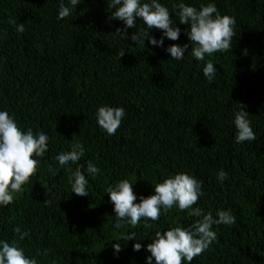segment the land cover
Wrapping results in <instances>:
<instances>
[{
	"label": "trees",
	"instance_id": "1",
	"mask_svg": "<svg viewBox=\"0 0 264 264\" xmlns=\"http://www.w3.org/2000/svg\"><path fill=\"white\" fill-rule=\"evenodd\" d=\"M63 2L71 14L58 19L61 0H0V111L22 131L49 137L36 175L13 203L0 206V240H17L37 264H147L157 230L189 227L200 217L174 206L158 221L116 228L105 189L127 179L139 203L154 194L155 184L187 173L202 183L193 209L214 218L230 209L236 219L232 226L213 225L218 239L190 264H264V0H158L181 29L178 40L164 37L163 47L130 39L147 27L140 19L127 38L117 35L124 23L110 18L111 0H82L76 8ZM179 3L198 10L213 3L220 15L234 17L232 50L197 60L186 34L190 24H181L172 7ZM150 35L159 40L163 32ZM172 44L188 45L182 60L165 50ZM209 61L217 69L212 82L203 75ZM241 104L257 137L242 144L235 142L234 124ZM102 105L125 109L115 135L98 125ZM74 134L85 155L69 167L82 166L87 196L72 191V172L55 160L71 150ZM87 161L101 174L89 175ZM221 169L228 176L223 182ZM17 226L28 232L23 241ZM129 232L136 236L120 239Z\"/></svg>",
	"mask_w": 264,
	"mask_h": 264
},
{
	"label": "clouds",
	"instance_id": "2",
	"mask_svg": "<svg viewBox=\"0 0 264 264\" xmlns=\"http://www.w3.org/2000/svg\"><path fill=\"white\" fill-rule=\"evenodd\" d=\"M81 2L82 0H69L73 8ZM107 6L109 9H114L110 18L124 23L123 29H116V34L121 38H127V29L136 28L137 19H140L147 27H142L131 34L130 39L137 44L144 43L147 39L153 46L163 47L164 37L173 41L179 39L181 29L175 26L168 7L158 0L143 3L141 0H111ZM172 7L177 9L175 14L179 17L181 24H190V30L186 34L192 44L191 53L197 60L204 61L206 56L232 50V40L236 35L234 17L220 15L213 3L201 4L199 10L185 3L173 4ZM70 14V8L61 0L57 18L64 19ZM9 23L15 25L17 31H25L23 23L16 25V21L12 19ZM152 29L162 30L163 36L157 40L150 35ZM187 48V44L183 46L172 44L165 50L170 53L172 59L182 60ZM216 71L214 64L209 61L203 68V75L212 82ZM124 116L123 107L102 105L96 111L98 125L110 136L116 134ZM248 117L249 114L241 104L234 119L237 129L236 143L242 144L257 139ZM48 140L49 137L44 132L34 133L31 128H28L26 132L22 131L7 111H0V206L13 203L15 194L21 192L23 186L31 182L39 167L37 157H44L48 151ZM72 141L71 150L60 152L55 160L59 162L61 168L72 172L69 177L72 191L79 196H87L89 181L81 171L82 166L77 167L74 172L69 167L70 164L78 163L85 155V148L82 142L76 140L75 134ZM87 172L94 178L101 174V170L91 161H87ZM227 178V173L221 169L217 179L223 182ZM132 185L133 183L124 179L114 187L110 185L105 189L114 204L116 228L123 227L122 222L135 228L140 224L141 219L158 221L174 206H178L181 211L191 209L192 215L200 217L189 227H171L163 232L157 230L155 238L147 244V251L151 253L147 257V264H153V258L155 264H184L185 261L190 264L218 239L213 225L232 226L236 223L230 209L217 211L216 218L210 211L205 213L199 207L193 209V205L199 201L203 191L201 181L190 174L180 173L163 179L162 182L155 184L154 194L148 197L141 196L139 203L136 202L137 195ZM144 227L150 228L151 224L145 223ZM13 231L18 234L19 241H23L28 236V232H22L19 226ZM135 236V232H129L120 239L127 241ZM113 247L117 252L121 250L119 243ZM141 247L140 243L133 245L135 251H139ZM37 255L46 256L47 251H38ZM0 264H37V260L25 256L17 240L14 239L11 242L0 240Z\"/></svg>",
	"mask_w": 264,
	"mask_h": 264
}]
</instances>
